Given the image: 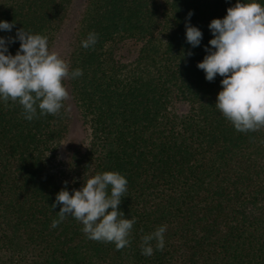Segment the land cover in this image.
<instances>
[{
	"label": "trees",
	"instance_id": "16d2710c",
	"mask_svg": "<svg viewBox=\"0 0 264 264\" xmlns=\"http://www.w3.org/2000/svg\"><path fill=\"white\" fill-rule=\"evenodd\" d=\"M70 3L9 0L0 20L14 27L0 36L23 28L50 48ZM235 3L163 0L160 12L157 0H86L69 54V71L83 75L67 86L90 139L67 173L54 171L65 102L31 121L18 102H0V264H264V128L236 131L215 107L223 77L208 81L197 67L211 47L210 21ZM189 23L202 32L197 47L186 41ZM90 32L98 41L85 49ZM125 39L143 40L131 64L113 56ZM18 49L19 40L8 44L12 55ZM103 171L128 181L119 209L135 224L121 250L88 239L71 216L50 227L56 194ZM161 225L164 249L142 255V237Z\"/></svg>",
	"mask_w": 264,
	"mask_h": 264
},
{
	"label": "clouds",
	"instance_id": "9594fccd",
	"mask_svg": "<svg viewBox=\"0 0 264 264\" xmlns=\"http://www.w3.org/2000/svg\"><path fill=\"white\" fill-rule=\"evenodd\" d=\"M188 15L190 18L192 13ZM13 27V23L0 20V31H11ZM208 27L211 47L205 46L207 54L197 67L208 81L217 74L223 77L215 107L238 132L264 128V4L259 0H236L223 18H213ZM185 37L192 47H197L202 32L189 23ZM15 40H19V49L12 55L8 44ZM97 41L98 34L90 32L81 46L93 48ZM82 75L80 68L70 72L59 53L49 50L46 36L23 28L16 31L15 37L0 36V102H18L28 121L60 113L69 95L62 81ZM127 185L126 177L119 172L103 171L87 178L71 194L66 188L60 190L51 206L60 205L58 218L50 227L57 228L71 216L83 225L81 230L88 239L114 243L116 250L123 249L130 243L135 224L134 218H125L119 209ZM166 230V225H161L142 237V255L151 256L154 249H164Z\"/></svg>",
	"mask_w": 264,
	"mask_h": 264
},
{
	"label": "rangeland",
	"instance_id": "374dc122",
	"mask_svg": "<svg viewBox=\"0 0 264 264\" xmlns=\"http://www.w3.org/2000/svg\"><path fill=\"white\" fill-rule=\"evenodd\" d=\"M9 0H0V6L5 5ZM163 0H157L160 4L158 10L161 12ZM86 0H71L68 8L67 16L61 24L60 29L56 32L54 41L49 48L50 51H56L69 64V54L72 47L74 35L85 8ZM160 15V14H159ZM143 45V40L140 39H125L119 42L113 48L114 59L121 64L133 63ZM65 88L69 95L65 102L68 130L64 138L61 139L57 146L55 154V169L56 172L69 171L71 159L75 154L85 150L88 145L90 135L89 130L83 123L80 112L73 101L69 88L67 86L68 78L63 80ZM176 111L179 114H184L188 110V104L183 101L175 103Z\"/></svg>",
	"mask_w": 264,
	"mask_h": 264
}]
</instances>
